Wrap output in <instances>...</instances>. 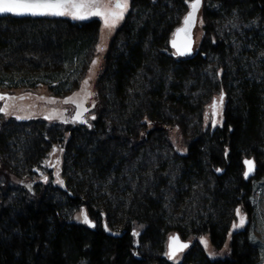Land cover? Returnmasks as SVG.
Here are the masks:
<instances>
[{"label":"trees","instance_id":"16d2710c","mask_svg":"<svg viewBox=\"0 0 264 264\" xmlns=\"http://www.w3.org/2000/svg\"><path fill=\"white\" fill-rule=\"evenodd\" d=\"M187 1L132 0L91 106L73 103L56 120L0 111V264H260L248 228L234 225L252 209L244 160L259 159L264 141V0H204L194 54L174 58L164 50ZM100 31L94 20L0 17V53L22 64L37 48L44 68L24 70L55 68L62 80ZM52 83L53 103L69 99L65 82ZM223 93L208 125V103ZM176 127L187 154L174 149ZM80 211L88 223L74 220ZM174 233L194 241L170 259ZM204 237L217 250L230 240L229 254L211 258Z\"/></svg>","mask_w":264,"mask_h":264},{"label":"rangeland","instance_id":"374dc122","mask_svg":"<svg viewBox=\"0 0 264 264\" xmlns=\"http://www.w3.org/2000/svg\"><path fill=\"white\" fill-rule=\"evenodd\" d=\"M129 7L130 0L128 3V8ZM118 26L119 23L116 24L115 27L109 29L105 27L104 23H102L100 37L95 44L94 51L91 56H88L86 59H81V62H70L68 64L67 71L70 76H63L62 80H57L56 78L51 77V75L54 74L55 68H51L49 66H47L49 67V70L46 68V71L29 70V72L24 70L27 68H31L33 65L36 66L38 62H41L43 64L42 67L44 68V62L41 56L38 54L37 48L26 49V54L24 56V58L26 59V63L22 64L17 61V58L15 59L14 57L9 56L11 55V53L9 55L8 53L5 54V52L0 53V93H10L22 97V99H16L14 103L8 102L9 100H3V102L1 100L0 109H3L4 114L8 117L10 115H20L26 117L33 113V115L40 116V118L50 116L53 120H56L57 118L59 119L61 116H63L64 111L68 108V106H71V104L73 103H79L88 99V106H91V104L97 100V81L100 74L103 72L105 66L106 53L115 35V29ZM230 26V24H226L223 28V32H231V30L228 29ZM19 57L21 58V56ZM93 61H95V64H93ZM84 67H86V73L84 75L85 77L80 80L79 88L77 89V91L71 93L75 87V79H70V77H73L74 74L76 76L78 73V69H83ZM4 69L7 70V73L1 71ZM209 72L212 73L211 69H209ZM47 74H49L50 77L49 75L47 76ZM79 76L81 75L79 74ZM64 79H68V81L66 82ZM61 81L62 83L65 82V84H67L66 86H64L65 90L63 91L64 94H69V99L65 100L64 98L66 97H60L57 98L55 103H53L52 95L55 92L54 90H51V85H54V83L52 82H57L58 84V82ZM85 81H87V84L84 83ZM49 83L52 84L50 85ZM217 94H219V92H217ZM24 96H26V98ZM219 99L220 98L218 97V100ZM211 102L213 103V101ZM211 102L208 103V105L210 106L206 114V120L208 125H211V123L214 121L218 123V121L220 120L219 118L217 119L215 117L214 108L212 107ZM220 112L221 110H219V113ZM191 127L192 126L186 127V133H188V135ZM170 135L172 144L176 152L181 154H187L188 150L186 147L185 135L182 129L176 127L171 131ZM255 160L257 162V173L255 172V175L250 178V203L252 205V209L250 213L239 209L238 221L234 225V231L236 229L248 228L251 242L257 245L260 250V264H262L264 261V141L260 152V157L259 159L256 158ZM26 174H23V177L26 178ZM45 176V172H39L37 173L35 180L43 178ZM85 215L87 217V220H89L88 215L81 211L75 214L74 220H76L77 222L88 223L89 221L85 222ZM143 229V225L135 224V232L137 236L143 231ZM201 240L205 246L208 255L211 258H220L229 254L230 240H228L227 244L222 250L215 249L210 244L209 239L206 237L202 238ZM191 241L193 243L194 240L192 239ZM181 259L182 258H179L173 262L178 263Z\"/></svg>","mask_w":264,"mask_h":264},{"label":"snow or ice","instance_id":"6c2138e0","mask_svg":"<svg viewBox=\"0 0 264 264\" xmlns=\"http://www.w3.org/2000/svg\"><path fill=\"white\" fill-rule=\"evenodd\" d=\"M100 2L101 0H0V13H14L16 15L30 14L33 16H63L69 14V8H71L73 18L86 19L88 14H85L83 9L87 5H95L99 4ZM128 3L129 0H114L113 8L101 10L97 7L89 14L92 16L103 17L105 27L111 29L115 27L119 20L123 19L124 13L128 8ZM200 3L201 0H193L191 3V11L185 17L184 21L186 25L193 21L194 14L197 11ZM93 64H95V61H93ZM84 83L87 84V81ZM0 99H3V97L0 96ZM220 100L221 102L223 101V95H221ZM212 107L214 109L216 108L215 101L213 102ZM0 111H3V109H0ZM245 163L249 165V171H251L253 162L245 161ZM245 175L247 176L248 173L246 172ZM58 182L62 183V181ZM237 214H239V210H237ZM85 222H87L86 215ZM173 239L178 241V238ZM184 247H187V245L178 244V249H182Z\"/></svg>","mask_w":264,"mask_h":264},{"label":"water","instance_id":"95a60500","mask_svg":"<svg viewBox=\"0 0 264 264\" xmlns=\"http://www.w3.org/2000/svg\"><path fill=\"white\" fill-rule=\"evenodd\" d=\"M192 2H193V0H189L186 2L187 6H188V11L183 16L181 24L175 28V30L172 34V37L170 38V41H169L170 48L173 51V56L176 58H188L194 54L195 49H196V30L198 27L200 14H201L203 7H204V0H201V3L198 6V9L194 14L193 21H191L189 24L186 25L184 22L185 17L191 11L190 5ZM100 4H101V2L99 4H95V5H87L83 9V12L85 14H88L86 19L73 18L71 8H69V14H66L63 16H54V15L33 16L30 14L16 15L14 13H0V17L13 16V17H16L19 19H24V18H55L56 19V18L69 17V18H72V19L77 20V21H87L92 17V15H90L89 13L92 10H94L95 8H97V7L99 8ZM222 95H223V100H224L225 94L223 93ZM214 101L217 104L218 98H215ZM222 102L220 100V103H222ZM212 105H213V103H212ZM245 161H252L253 162L251 171H249V165H247L245 163ZM244 166H245V173L246 172L248 173L247 176L245 175V178L246 179L252 178L255 175V172L257 170V162H256L255 158L254 157L246 158L244 160ZM173 238H178V241L174 240ZM178 244H184V245H187V247H184L182 249H178ZM170 245H171V247H170ZM191 246H192L191 240H185L178 233H174V234L170 235L168 238V242H167L168 256L170 259H175L176 257H179L182 254H184ZM262 264H264V261Z\"/></svg>","mask_w":264,"mask_h":264},{"label":"flooded vegetation","instance_id":"af4514ba","mask_svg":"<svg viewBox=\"0 0 264 264\" xmlns=\"http://www.w3.org/2000/svg\"><path fill=\"white\" fill-rule=\"evenodd\" d=\"M114 7V0H101V4H100V9L101 10H105V9H110V8H113ZM131 7V8H130ZM130 10H129V8H127V10L125 11V13H124V16H123V19L122 20H119L116 24H118L119 23V26L115 29L116 31H115V35L119 32V30L124 26V24H125V22H126V20L132 15V14H134L135 12H134V10H133V4H132V0H130ZM186 7H187V9H186V12L188 11V6H187V4H186ZM132 9V10H131ZM203 11V10H202ZM185 12V13H186ZM185 13H184V15H185ZM183 15V16H184ZM201 16H202V12H201V14H200V17H199V21H200V19H201ZM182 19H183V17H182ZM90 20H94V21H99L100 22V24L102 25V23H104V20H103V17H101V16H92L88 21H90ZM181 22H182V20H181ZM198 25H199V23H198ZM198 28L199 27H197V30H198ZM174 30H175V28L173 29V31L171 32V34H170V36H169V38H171L172 37V34H173V32H174ZM197 30H196V35H197ZM114 35V36H115ZM169 41H170V39H169ZM110 46H111V43H110V45H109V48H110ZM109 48H108V50H109ZM164 53H166L167 55H170L171 57H174L173 56V51H172V49L170 48V45H169V42H168V46H167V49L166 50H164ZM175 58V57H174ZM224 100H225V98H224ZM224 100H223V102L222 103H220V100H218V102H217V104H216V108L214 109V114H215V117L217 118V116L219 115V110H221L222 109V107H223V103H224ZM10 101V100H9ZM31 115H33V113H31ZM31 115H28V116H31ZM28 116H26V117H28ZM46 117H48V116H46ZM215 118V119H216Z\"/></svg>","mask_w":264,"mask_h":264}]
</instances>
